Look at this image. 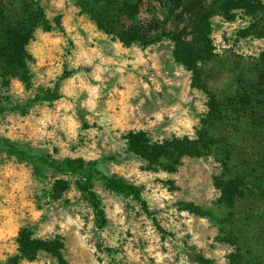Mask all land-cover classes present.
Instances as JSON below:
<instances>
[{
	"label": "rangeland",
	"instance_id": "374dc122",
	"mask_svg": "<svg viewBox=\"0 0 264 264\" xmlns=\"http://www.w3.org/2000/svg\"><path fill=\"white\" fill-rule=\"evenodd\" d=\"M118 1L0 0V16L6 7L36 24L26 72L0 60V264H59L56 251L67 264H264V9L213 17L195 79L161 33L145 27L147 47L117 40L125 26L108 2ZM146 8L143 26L156 21ZM42 33L66 42L54 63L34 55ZM130 132L163 147L187 138L194 156L149 162L129 150ZM64 160L97 164L103 228ZM102 177L141 189L147 212Z\"/></svg>",
	"mask_w": 264,
	"mask_h": 264
},
{
	"label": "trees",
	"instance_id": "16d2710c",
	"mask_svg": "<svg viewBox=\"0 0 264 264\" xmlns=\"http://www.w3.org/2000/svg\"><path fill=\"white\" fill-rule=\"evenodd\" d=\"M108 4L111 5L114 12H117V16L119 15L118 20L122 21L123 26H125L116 35L119 42L125 47H130L133 44L147 47L148 44L142 41L145 39L146 33L144 28L147 27L153 32L161 33L162 38L168 37L173 42L175 61L191 72L195 79L198 63L210 54L211 20L213 17L216 15L226 17L227 14L230 15L233 12H243L252 17L264 9L261 0H119L114 4L109 2ZM145 6L147 7L145 13L151 12L156 21L143 26V22L137 19H139V11ZM2 12L4 14L0 16L2 21V23L0 22V60L5 62L7 69L11 71L13 76H17L19 73L24 74L26 72V62L30 59L27 47L33 40L36 24L24 21L19 16L10 20L9 10L6 7L3 8ZM22 15H26V13L22 12ZM117 16L113 18L116 19ZM136 21L138 25H136ZM96 23L98 29L107 35H109V32H113L107 29V25L102 24L100 20H97ZM197 89L202 90L199 85H197ZM58 98L55 90L49 97L37 99V101L51 102ZM211 108L214 109L213 106ZM126 142L131 152L147 155L149 162L163 155L164 151L174 150L180 157L194 156L192 148L184 146L185 143L191 145L187 138H175L170 144L163 147L162 145L151 144L143 132H130L126 137ZM5 144L13 155L17 157L23 155L21 152L14 150L9 142H5ZM41 162L48 163L47 160H41ZM50 165L53 168L61 165L65 167L69 174L81 176L83 181L78 185V189L93 209L97 226L103 228L106 225V220L102 203L93 187L94 176L100 175L97 164L95 162L86 163L83 160H64L60 165L54 162ZM176 171V168L168 170L171 174ZM82 172L87 174L82 176ZM36 173H39L37 169ZM102 180L109 192L132 197L147 212V206L141 198V189L120 178L102 177ZM55 255L59 264H67L59 251H56Z\"/></svg>",
	"mask_w": 264,
	"mask_h": 264
},
{
	"label": "clouds",
	"instance_id": "9594fccd",
	"mask_svg": "<svg viewBox=\"0 0 264 264\" xmlns=\"http://www.w3.org/2000/svg\"><path fill=\"white\" fill-rule=\"evenodd\" d=\"M62 4L63 0H59L58 6H62ZM69 20L64 21V27L67 33L71 35L73 32H75L76 29L69 23ZM72 39L77 43L78 46L82 44V38H80L78 34L72 37ZM61 45L66 46V42L60 35L53 36L50 33H42L40 35V40L33 44L34 55L39 58L40 64H44L46 60L54 63L58 59V57L54 56L53 53H59L60 55H63V48L61 47ZM92 51H94V49ZM87 55V53L81 50V56L87 57ZM79 59L80 58L78 57L77 63L79 62ZM59 67L60 65L56 64V69H58ZM53 71H55V69H53ZM51 74L52 72L50 71L49 75Z\"/></svg>",
	"mask_w": 264,
	"mask_h": 264
}]
</instances>
